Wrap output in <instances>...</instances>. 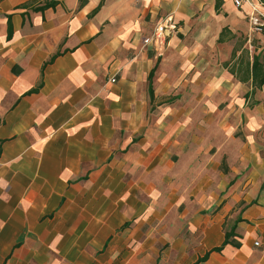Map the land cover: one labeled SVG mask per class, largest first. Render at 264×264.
<instances>
[{
  "label": "crops",
  "instance_id": "0c3cea01",
  "mask_svg": "<svg viewBox=\"0 0 264 264\" xmlns=\"http://www.w3.org/2000/svg\"><path fill=\"white\" fill-rule=\"evenodd\" d=\"M234 1L0 0V264H264V3Z\"/></svg>",
  "mask_w": 264,
  "mask_h": 264
},
{
  "label": "trees",
  "instance_id": "16d2710c",
  "mask_svg": "<svg viewBox=\"0 0 264 264\" xmlns=\"http://www.w3.org/2000/svg\"><path fill=\"white\" fill-rule=\"evenodd\" d=\"M262 2L264 3V0H262ZM57 4V2L52 1L49 3H46L44 6L39 7V10H44L46 8H49L51 6H55ZM221 7V3L218 2L217 3V9L219 10ZM228 29H225L220 37V42H223L225 40V33L227 32ZM264 30V29H263ZM233 58L236 57V51H234L233 53ZM230 63H232V61L230 62H226L225 66H230ZM232 73H236L235 67L231 68ZM252 72H253V81H254V90L257 88H262V86L264 85V65L260 62V58L259 57H255L254 59V63H253V68H252ZM153 72L151 74L150 80H151V94L152 97L154 95V90H153V84H152V79H153ZM234 231V230H233ZM227 232V236H226V241L225 244L227 243H231V238L233 236H235V232ZM221 248H218L217 250H220Z\"/></svg>",
  "mask_w": 264,
  "mask_h": 264
},
{
  "label": "built area",
  "instance_id": "2783aa9c",
  "mask_svg": "<svg viewBox=\"0 0 264 264\" xmlns=\"http://www.w3.org/2000/svg\"><path fill=\"white\" fill-rule=\"evenodd\" d=\"M244 1H249V0H235L234 2L237 6H241ZM251 20H252L253 26L256 29L262 30V28L264 27V13H262L261 10L254 9V13L253 15H251ZM171 22H173V20L171 18H167L164 21V24L159 25L155 29L154 33L150 37L144 40L145 44L148 45L154 41H159L161 38H163L166 33V29H167L166 24H169Z\"/></svg>",
  "mask_w": 264,
  "mask_h": 264
},
{
  "label": "rangeland",
  "instance_id": "374dc122",
  "mask_svg": "<svg viewBox=\"0 0 264 264\" xmlns=\"http://www.w3.org/2000/svg\"><path fill=\"white\" fill-rule=\"evenodd\" d=\"M264 5V4H263ZM262 13H264L263 12V10H262ZM243 41V38H240V39H236L234 42H235V44L237 45V47L241 44V42ZM251 103H252V101H251Z\"/></svg>",
  "mask_w": 264,
  "mask_h": 264
}]
</instances>
